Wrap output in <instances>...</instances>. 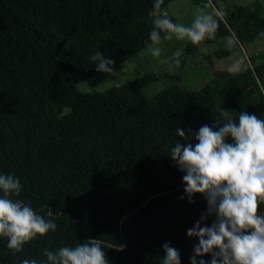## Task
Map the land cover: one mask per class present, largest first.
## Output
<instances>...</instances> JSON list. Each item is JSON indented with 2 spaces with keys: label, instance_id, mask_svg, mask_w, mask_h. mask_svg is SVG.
Instances as JSON below:
<instances>
[{
  "label": "trees",
  "instance_id": "16d2710c",
  "mask_svg": "<svg viewBox=\"0 0 264 264\" xmlns=\"http://www.w3.org/2000/svg\"><path fill=\"white\" fill-rule=\"evenodd\" d=\"M172 1L162 7L175 22ZM152 7L153 0H0V172L19 177V198L41 215L53 211L58 225L20 253L0 238V264L43 261L45 248L89 238L102 241L110 264H160L165 242L190 264L198 240L187 230L207 204L199 194L189 203L184 193V173L169 157L185 142L175 129L212 126L217 107L233 119L241 111L264 116V55L198 90L173 85L148 97L145 88L157 76L144 73L81 92L78 84L100 73L91 54L101 51L116 67L146 49ZM215 19L214 38L189 42L186 53L227 35L242 44L264 39V0L231 6ZM252 83L258 97L247 101Z\"/></svg>",
  "mask_w": 264,
  "mask_h": 264
},
{
  "label": "clouds",
  "instance_id": "9594fccd",
  "mask_svg": "<svg viewBox=\"0 0 264 264\" xmlns=\"http://www.w3.org/2000/svg\"><path fill=\"white\" fill-rule=\"evenodd\" d=\"M163 4L164 0H153L150 11L152 28L145 47L152 57H161L163 41L175 38L199 45L214 38L219 27L214 14L198 7L186 25L174 22ZM182 54V50L173 54L176 66ZM89 58L97 72L109 77L119 74L115 60L101 51ZM215 110L220 118L212 126L204 124L198 131L176 127L177 136L185 142L178 140L169 155L184 173V193L189 203L199 194L207 204L200 219L187 230L189 238L198 240L190 264H264V212L258 211L264 205V119L248 111H241L238 119H233L229 110ZM21 191L19 177L0 172V238H6L7 249L14 253L58 227L53 211L39 214L19 198ZM211 217L214 219L209 226L205 221ZM163 251L160 264H181L177 248L165 242ZM206 255H210V261L203 259ZM43 256V261L26 258L21 264H110L99 238L74 246L45 248Z\"/></svg>",
  "mask_w": 264,
  "mask_h": 264
},
{
  "label": "rangeland",
  "instance_id": "374dc122",
  "mask_svg": "<svg viewBox=\"0 0 264 264\" xmlns=\"http://www.w3.org/2000/svg\"><path fill=\"white\" fill-rule=\"evenodd\" d=\"M212 4L202 7L205 12L214 14L223 13L227 8L234 5H250L256 0H210ZM169 9L175 22L190 24L196 6L194 0H173ZM222 17V15H219ZM227 35L219 38L216 42L201 45L198 50L186 53L188 41H163V52L161 57L154 58L144 49L126 62L115 67L116 77H109L105 73H99L78 84L81 92L105 91L113 86L122 85L136 79L144 73H151L157 76L145 88V94L152 97L170 86L176 85L181 88L198 90L203 88L210 80L221 75L237 73L246 65H250V57L257 52L264 55V39L251 43H240L238 40ZM182 50L179 58V66L175 65L173 54ZM209 56V57H208ZM257 85L252 83L244 92L247 101L257 99ZM69 108L64 109V113ZM264 119V116L259 117Z\"/></svg>",
  "mask_w": 264,
  "mask_h": 264
},
{
  "label": "crops",
  "instance_id": "0c3cea01",
  "mask_svg": "<svg viewBox=\"0 0 264 264\" xmlns=\"http://www.w3.org/2000/svg\"><path fill=\"white\" fill-rule=\"evenodd\" d=\"M210 1V0H209ZM211 2V1H210ZM212 4V3H211ZM231 37H233V36H231ZM209 57V56H208Z\"/></svg>",
  "mask_w": 264,
  "mask_h": 264
}]
</instances>
